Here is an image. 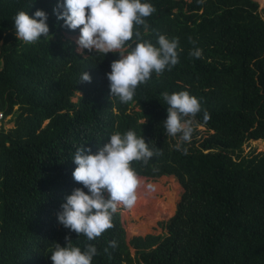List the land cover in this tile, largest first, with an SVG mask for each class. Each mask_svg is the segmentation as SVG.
Here are the masks:
<instances>
[{
	"label": "trees",
	"instance_id": "trees-1",
	"mask_svg": "<svg viewBox=\"0 0 264 264\" xmlns=\"http://www.w3.org/2000/svg\"><path fill=\"white\" fill-rule=\"evenodd\" d=\"M150 3L147 31L142 25L133 31L138 27L154 45L161 34L177 38L178 63L152 73L121 103L110 97L106 77L119 55L79 51L68 36L79 29L57 19V0H0V120L14 122L0 128V264H53L48 254L55 242L66 243L65 235L82 249L96 246L92 264H264V150L244 148L264 139V6L257 0ZM37 9L48 14L51 37L18 41L15 14ZM134 42L135 35L126 43ZM194 48L200 57L190 55ZM84 71L90 82H79ZM181 90L201 105L190 117L188 142L162 125L161 94ZM128 129L160 153L147 163L132 161L137 175H173L184 189L175 214L159 223L166 232L128 240L117 207L112 226L93 240L69 233L56 214L82 186L72 176L75 148L85 144L95 152L111 133Z\"/></svg>",
	"mask_w": 264,
	"mask_h": 264
},
{
	"label": "clouds",
	"instance_id": "clouds-1",
	"mask_svg": "<svg viewBox=\"0 0 264 264\" xmlns=\"http://www.w3.org/2000/svg\"><path fill=\"white\" fill-rule=\"evenodd\" d=\"M154 10L150 0H57L53 9L66 27L79 29L76 41L79 49L105 56L108 53L119 55L111 62L106 77L110 97L118 98L121 103L132 100L137 85L146 82L152 73L159 75L178 63L177 38L161 34L154 45L142 38L138 27L135 33L133 31L134 25H142L147 31L144 18ZM47 21L48 14L44 10L37 9L31 15L28 11H18L13 18L18 41L32 43L51 37ZM134 35V44L128 45L126 42ZM190 55L200 57L201 50L194 48ZM80 81L90 82V74L84 71ZM161 95L167 105V115L162 121L164 131L171 136L179 134L182 141H190L193 133L190 117L201 111L198 98L186 90L165 91ZM208 118L205 110L203 119ZM176 148L180 150L181 144ZM159 154L158 149L150 148L149 142L132 129L123 133L114 131L95 152L85 144L76 147L71 157L76 165L72 176L82 186L73 188L64 197L56 214L57 222L69 233L83 234L89 241L100 236L112 226V215L117 212L118 203L131 208L137 200L138 175L131 162L147 163ZM64 239L63 246L55 242L48 254L53 264H92L98 252L94 244H86L82 249L72 243L70 235H65ZM116 244L115 240L108 241L110 247Z\"/></svg>",
	"mask_w": 264,
	"mask_h": 264
},
{
	"label": "rangeland",
	"instance_id": "rangeland-1",
	"mask_svg": "<svg viewBox=\"0 0 264 264\" xmlns=\"http://www.w3.org/2000/svg\"><path fill=\"white\" fill-rule=\"evenodd\" d=\"M260 7L264 6V0H257ZM80 33L69 35L77 41ZM77 49H79L77 45ZM124 51V50H122ZM76 99V98H75ZM10 116L6 117L2 122L0 120V128L2 123L6 129L13 127L14 122L9 121ZM199 128L206 133L205 127ZM245 152L252 148L256 152L264 150V143L261 139L252 140L244 145ZM148 185H152L151 188ZM184 189L177 178L173 175H165L157 179H148L144 176H138V186L136 189L137 200L131 208L125 207L118 203L121 210L122 221L126 229L127 239L134 235H145L148 233L161 234L166 232L164 227L160 226V222L167 221L171 218L177 209V205L182 197ZM142 229V230H140ZM131 254L134 256L135 249L131 247Z\"/></svg>",
	"mask_w": 264,
	"mask_h": 264
},
{
	"label": "built area",
	"instance_id": "built-area-1",
	"mask_svg": "<svg viewBox=\"0 0 264 264\" xmlns=\"http://www.w3.org/2000/svg\"><path fill=\"white\" fill-rule=\"evenodd\" d=\"M3 117V113L2 112H0V119Z\"/></svg>",
	"mask_w": 264,
	"mask_h": 264
},
{
	"label": "water",
	"instance_id": "water-1",
	"mask_svg": "<svg viewBox=\"0 0 264 264\" xmlns=\"http://www.w3.org/2000/svg\"><path fill=\"white\" fill-rule=\"evenodd\" d=\"M262 141H263V143H264V139H263Z\"/></svg>",
	"mask_w": 264,
	"mask_h": 264
},
{
	"label": "bare ground",
	"instance_id": "bare-ground-1",
	"mask_svg": "<svg viewBox=\"0 0 264 264\" xmlns=\"http://www.w3.org/2000/svg\"><path fill=\"white\" fill-rule=\"evenodd\" d=\"M140 230H142V229H140Z\"/></svg>",
	"mask_w": 264,
	"mask_h": 264
}]
</instances>
